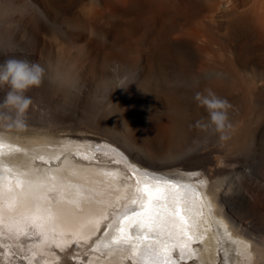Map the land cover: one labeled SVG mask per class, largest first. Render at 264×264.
<instances>
[{"label": "rangeland", "instance_id": "1", "mask_svg": "<svg viewBox=\"0 0 264 264\" xmlns=\"http://www.w3.org/2000/svg\"><path fill=\"white\" fill-rule=\"evenodd\" d=\"M251 1L0 0V61L15 56L45 66L43 84L27 93L26 117L68 122L44 131L112 141L84 129L83 120L112 123L143 157L164 163L160 157L179 155L184 164H200L204 182L228 161L227 170L236 173L232 207L264 229V36L248 13ZM258 2L264 9V0ZM210 4H217L215 11ZM112 57L117 68L106 63ZM205 89L232 105L226 140L195 127L207 120L194 99ZM183 167L164 171H198ZM251 193L259 200H249Z\"/></svg>", "mask_w": 264, "mask_h": 264}, {"label": "bare ground", "instance_id": "2", "mask_svg": "<svg viewBox=\"0 0 264 264\" xmlns=\"http://www.w3.org/2000/svg\"><path fill=\"white\" fill-rule=\"evenodd\" d=\"M216 7L210 4L211 10ZM248 13L264 36V9L258 0L251 1ZM195 36L198 34L193 44L199 42ZM106 63L117 68L118 57L108 58ZM25 119L23 129L11 122L0 124V144L4 145L0 148V264H249L251 258L264 264V229L231 205L232 175L236 173L227 170L232 166L228 161L226 169L214 167L204 175V182L200 164H184L176 160L179 155L160 157L167 161L164 163L143 157L130 136L115 124L83 120L84 129L104 133L112 140L105 141L90 135L47 132L68 122L55 115ZM11 129L39 132L20 136ZM178 165L198 171H164ZM154 169L162 170L156 172L170 180L175 177L176 187L166 184L170 180L152 178ZM133 171L145 179L138 191L143 199L135 196L139 207L124 212L127 204H134L126 202L127 193L132 196L129 172ZM126 178L130 184L124 186ZM146 186L165 188V198L152 201L158 213L156 230L148 231L136 222L129 231L127 225L135 214L149 213ZM248 197L251 201L256 198L253 193ZM32 217L36 218L35 225ZM138 232L147 233L148 239L126 238ZM117 237L125 238L117 244ZM131 243L130 256L119 251L110 255Z\"/></svg>", "mask_w": 264, "mask_h": 264}, {"label": "clouds", "instance_id": "3", "mask_svg": "<svg viewBox=\"0 0 264 264\" xmlns=\"http://www.w3.org/2000/svg\"><path fill=\"white\" fill-rule=\"evenodd\" d=\"M45 77L46 68L38 61L15 56L0 61V90L6 88L0 98V124L11 122L19 129L26 127L25 118L32 105L27 93L39 88ZM194 99L208 114L207 120L197 121L195 127L203 131L212 128L220 134L221 140L228 139L227 132L232 128L230 102L219 97L212 89L197 92Z\"/></svg>", "mask_w": 264, "mask_h": 264}, {"label": "snow or ice", "instance_id": "4", "mask_svg": "<svg viewBox=\"0 0 264 264\" xmlns=\"http://www.w3.org/2000/svg\"><path fill=\"white\" fill-rule=\"evenodd\" d=\"M4 147L3 144H0V148ZM176 178L173 177L171 181H167L166 184L170 187L175 188L176 187V183H175ZM153 184H156L158 182L153 181ZM140 188V181L136 182L135 185V190L138 192ZM145 191L147 193V195L149 196V203L147 205L148 209H149V213L147 215H141L139 213L135 214V216L133 218H131V222L128 223L127 225V229L130 231L133 227L134 224L136 222L144 225L147 227L148 231H155L156 230V217L158 215V213L154 210V205L152 203V201L156 200V199H164L165 198V188L164 187H156L154 190L150 189L149 187L146 186ZM138 202V198L135 197L133 195L132 197V203H137ZM30 221L35 225L36 222V218L32 217L30 218ZM96 224L99 223V221L97 220L95 222ZM27 226V223H25V227ZM38 227H43V225H36ZM122 232L125 231L124 229L121 230ZM26 234V233H25ZM125 237H117L115 238L114 242L119 244L121 239H124ZM128 240H132V239H136L138 241L140 240H145L148 239V235L147 233H135L133 235H127L126 237ZM191 239V237L189 238ZM157 242H159V233L157 234L156 237ZM107 247L111 248V244L107 245ZM135 247L137 248V250H139V244L135 245ZM121 252L124 256H130V250L129 249H116L113 250L110 255H115L116 252ZM157 255H159V253H157Z\"/></svg>", "mask_w": 264, "mask_h": 264}, {"label": "water", "instance_id": "5", "mask_svg": "<svg viewBox=\"0 0 264 264\" xmlns=\"http://www.w3.org/2000/svg\"><path fill=\"white\" fill-rule=\"evenodd\" d=\"M152 178H154V177H152ZM144 183H145V179H143V180H140V187L142 186V185H144ZM154 189H155V187H153ZM139 191H141V190H139ZM141 193V192H140ZM143 199V197L140 199V200H142ZM138 207H139V205H138ZM128 210H131V209H128ZM133 244V243H132Z\"/></svg>", "mask_w": 264, "mask_h": 264}]
</instances>
